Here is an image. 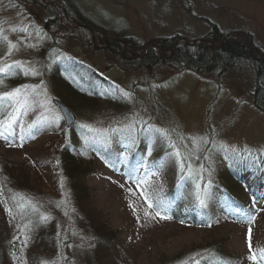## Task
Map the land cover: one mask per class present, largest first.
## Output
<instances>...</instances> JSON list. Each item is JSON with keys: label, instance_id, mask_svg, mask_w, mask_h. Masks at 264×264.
<instances>
[{"label": "rangeland", "instance_id": "1", "mask_svg": "<svg viewBox=\"0 0 264 264\" xmlns=\"http://www.w3.org/2000/svg\"><path fill=\"white\" fill-rule=\"evenodd\" d=\"M58 1L55 0L54 3ZM61 1L69 3L68 0ZM71 2L98 25L104 26L106 31L120 28L127 35H135L141 42H153L156 46H160L158 41L162 37L172 35H179L178 41L191 43L190 40L207 34L211 23H215L220 29L237 35L240 39L242 32H246L251 37V43L260 48L261 54L264 52V0ZM48 15V10L45 11L39 6L35 8L27 4L25 8H11L5 0H0V67L13 66V62L18 61L24 68H33L39 73L24 75L21 69V79L14 80L13 83L23 80L22 84L28 86L27 90L32 93V96L28 97L29 106L20 110L31 107L36 116L40 114L38 119L46 122L52 121L56 115L61 117L53 103V98H59V95L50 88L49 81L51 72L60 71L84 85L92 86L101 97V107L90 110L93 111L91 114L84 112L87 108L79 112L70 106L77 115L73 128H81L83 133H95L97 139L84 136L86 142L105 149L107 144L109 145V139L113 145V153H123L126 156L129 152H122L120 148L132 145V127L142 123L153 136V150L163 151L165 157L161 166L149 174H142V178L148 183L140 188L135 183V176L138 178L140 172H134L133 168H130L122 176L108 167L99 156L92 160L93 170L81 180L80 186L87 185L83 191L84 201L80 202V210L83 211L81 214H88L91 220L92 215V222L99 223L101 231L114 230L117 238V248L106 253L101 264H178L179 260L182 263L186 254L195 247L207 245L203 249L207 250L214 246L210 244L215 243L217 239L224 242L225 250L234 255L240 264H255V261L248 259L251 254L248 235L251 229L253 250L259 252L264 249L263 203L258 209L252 207L253 211L250 213L238 208L232 215L218 216L215 222L204 225L191 221L190 223L184 218H162L168 216L161 212V215L157 216L158 210L148 207V201L141 195L145 190L149 194L158 192L164 205L174 203L171 202L169 190L176 184L181 186L183 180L181 175H177L178 169L180 172L183 168H178L179 158L174 155L175 149H169L172 143L176 145L177 141L187 148L186 158L190 163L186 164L187 171L200 175L206 174V171L207 174L213 172L215 176L220 175L221 170L228 171L232 159L236 160L237 165L248 166L251 163L252 168H256L258 164L264 167V110L254 104L251 91L255 79L252 71L230 68L220 72L219 76L203 79L188 69L161 62L149 70L133 68L117 53L108 52L101 37H95L92 33L79 35L71 24L72 18L68 19V25L62 35H50L49 38L54 39V42L48 45L49 40L39 33L41 19H46ZM30 24L34 26L31 27ZM11 44L16 47L11 49L9 54ZM54 45L56 48L51 50L50 46ZM133 52L135 55L142 54L141 49ZM163 53L168 56L170 51ZM56 59L66 62L68 60L71 64L91 71L83 70L86 73L84 74L80 73V70L67 69L57 63L56 67H53L52 60ZM91 73L93 78H90ZM5 79L1 85L9 86L6 84L8 79ZM1 85L0 90L11 91ZM24 90L22 88V92ZM125 92L130 96L125 97ZM2 93L4 92L0 91V94ZM33 95L39 103H33ZM69 97L74 105L79 102L71 95ZM114 100L125 103V107L120 111L114 110L111 107ZM153 100L155 107L152 105ZM16 107L18 105L14 100H10L7 107H0V120H4L9 113H14L13 109ZM59 120L63 125L61 130H69L64 126L62 119ZM155 129L168 130L170 139L161 136ZM7 131L10 133L8 141L0 137V168L4 167L5 172V161L9 159L13 165V179L10 184L4 183L8 189L0 185V232L5 230L4 225L7 226V223L10 227L9 234L19 231L20 234L12 243L9 259L11 264H22V259L27 264L21 250L25 240L24 230L29 223L27 216L34 210L43 216L47 212L57 211L60 205H66L67 201L59 191L51 192L52 182L59 184L64 194L68 189L63 183V177L53 172V154L57 150L60 137L52 128L37 133L34 129V133L26 134L27 138L20 137L17 141H14V128ZM120 133L123 134L120 136ZM4 134V138L8 139L5 132ZM100 138H105L107 144L99 143ZM194 151L203 152L198 153L199 158L192 160L190 154ZM140 157L150 162L155 155L152 156L150 149L144 147ZM24 173L30 174L31 183ZM17 175H20V180ZM1 176L0 169V180ZM178 178H181L180 182ZM35 179L37 182L33 184ZM216 180L223 183L236 200L247 202L243 205H249L247 195L240 185L230 186L224 180ZM4 192L8 194L7 198L4 197ZM222 195L223 190L220 187L210 193V200H214L212 196ZM14 200L17 205L13 203ZM6 208L11 209V214ZM76 209L78 208L75 205L74 213ZM24 210H27L28 214L22 215ZM63 213L61 210L59 215ZM97 230L99 232L100 228H93L88 224L74 229L71 232L70 249L75 251V254L68 256L61 253L54 255V260L41 258L42 264L50 261H55V264H85L84 250L91 247ZM1 257L0 254V264Z\"/></svg>", "mask_w": 264, "mask_h": 264}, {"label": "trees", "instance_id": "2", "mask_svg": "<svg viewBox=\"0 0 264 264\" xmlns=\"http://www.w3.org/2000/svg\"><path fill=\"white\" fill-rule=\"evenodd\" d=\"M7 5L11 8H25L28 4L31 7L37 8L42 7L48 10V17L41 19V26L39 33L44 35L48 39V45L54 42V39H50V35H62L68 25V19L72 18L71 24L75 26V29L79 32V35L85 36L86 34L92 33L95 37H101L106 44V50L111 53H117L124 61L130 64V67L149 70L150 68L157 65L159 62L162 64H168L171 66H180L183 69L192 71L199 78H209L210 76H219L220 72L226 71L230 68L236 69H247L252 71L254 75V85L251 91L253 96L254 104L260 110H264V55L260 52V48L257 45L252 44V40L249 34L242 32L241 38L237 39L234 37H228L230 32L220 29L215 23H211L210 31L199 37L198 39L188 41H178L179 35H172L162 37L160 39V46L154 45L153 42H141V39L132 34H126L124 31L119 29L113 31H106L105 27L98 25L87 13L82 11L75 3L68 0L69 3L59 0L54 3L55 0H22L23 2H16L15 0H5ZM31 27L34 25L30 24ZM59 37V36H58ZM91 41V40H90ZM148 46V47H147ZM250 46V47H249ZM130 47V49L128 48ZM56 46H50L51 50H54ZM136 49H141V55H135L133 52ZM143 50V52H142ZM163 51H170L168 56L164 55ZM50 50L48 49V53ZM145 52V54H144ZM131 53V54H130ZM47 57L45 56L44 59ZM52 66L63 65L67 69H77L80 73L86 74L84 71H91L90 69L82 68L77 64H71L60 59L52 60ZM57 63V64H56ZM22 68H18L15 65L12 66V70L7 73H0V81L8 79L9 86H2L6 90H13L15 88H21L24 86L22 81L20 83H13L14 80L21 79ZM84 70V71H83ZM90 78L94 77L91 73ZM24 77V75H23ZM97 76L95 77V80ZM50 88L56 91V95H59L60 100L64 101L69 106H73L75 110H87L91 114L93 111L99 109L102 105L100 101L101 97L99 92L92 86L82 84L76 78L65 74L60 71H53L49 77ZM103 82V80L101 81ZM5 92V90H0ZM71 95L75 100H79L74 105V102L70 99ZM32 96V93H31ZM33 100H36V96L33 95ZM117 99V98H114ZM81 101V102H80ZM9 99L0 101V107L9 106ZM153 107H155V100L152 101ZM33 106V104H32ZM111 107L114 110L120 111L125 107V103H121L118 100L112 101ZM87 108V109H86ZM15 115L14 128V141L19 140L20 137L27 138V133H34V129L37 132L49 131L50 128L57 133L60 137L57 150L53 154V172L58 176L63 177V183L68 189L64 194L63 190L52 182L51 192L59 191V194L66 199V205H60L59 209L54 212H47L46 215H41L36 210L31 211L27 216L29 223L24 230L25 239L27 238V247H23L24 259L26 258L27 264H42L41 258L46 260H54V255L65 253L68 256L75 254V251L70 249L71 246V232L74 229H78L83 225H90L93 228H100L97 230V236L92 243L90 248L84 250L85 253V264H101L105 258L106 253H110L113 248H117V238L114 230L101 231V226L95 221L89 218L88 214L82 215L83 211L80 210V202L84 201L85 194L84 190L86 186H80L81 180L88 176L93 170L92 160L95 156H99L105 161L108 167L113 168L115 171H120V175L124 176L130 168H133L134 172H140L138 178L135 176V180L142 178V174H149L150 171L161 166L165 162L163 151L153 150V136L148 132L147 126L144 127L142 123H137L132 127L134 133V140L130 147L123 146L120 148L122 152L126 153H113V147L110 148L105 142V138H100L99 143H106L105 149L96 147L93 144L86 142L84 136L92 137L97 139L94 132L83 133L81 128H73L69 130H61V120H53L46 122L45 120H39L40 114L36 116L35 112H32L31 107L24 111L19 110L18 112L12 113ZM38 119V120H37ZM121 117L119 118V120ZM37 120V121H36ZM36 121V122H34ZM33 122V123H32ZM115 123V122H114ZM40 125H43L40 127ZM141 127H144L140 130ZM7 138L2 137L5 140L10 139V133L4 130ZM123 133H120L121 136ZM5 136V134H4ZM107 141H110L107 139ZM172 142V139H171ZM109 143V142H108ZM133 145L135 149L133 150ZM144 147L150 149L152 156L155 155L153 162H148L145 158H141V150ZM176 147L181 152V157L184 160V167L182 172L179 169L177 175H181L183 178L181 186L176 184L170 191L171 202L163 207L153 206L156 210L163 213L166 216H170L173 219H187L192 223H200L209 225L211 222H215V218L223 215H232L235 209L240 208L243 212H252V207L259 208L261 203L264 205V167L262 164H258L256 168H252V164L237 165L236 160L229 162L228 171L227 169L221 170L220 175L210 172L209 174H198L191 171H187L186 164L189 161L186 158L187 148L181 145L180 141H177ZM169 149H174L172 146ZM203 151H201L202 153ZM200 152H193L192 160L199 158ZM261 161V159H259ZM7 164L6 171L4 167L1 169V186L4 183L10 184L13 179V165L8 159L5 161ZM178 168H181V158L178 159ZM190 165V163H189ZM250 166V167H249ZM54 173V174H55ZM55 175V176H56ZM26 179L32 181L30 174L24 173ZM20 180V175H17ZM180 178V179H181ZM217 179L226 181L228 185H237L243 189L244 194L247 195V201H249V207L243 205L238 199L236 200L223 183H218ZM178 178V182H180ZM235 181V182H234ZM37 179L33 182L36 183ZM176 182V180H175ZM200 186L201 198L204 197L205 205H200L196 200L194 193L196 192V186ZM222 187L223 195L220 197L212 196L214 200H210V193L216 191ZM61 189V190H60ZM5 193V198L8 194ZM191 193V194H190ZM51 195V194H48ZM168 195V194H167ZM11 198V197H10ZM12 199V198H11ZM209 199V200H208ZM208 200V201H207ZM17 205V201H13ZM76 205V213H74L73 207ZM61 210L64 212L59 215ZM28 214L27 210H24V214ZM73 218H72V217ZM242 220H244L242 218ZM190 222V223H191ZM94 223V224H93ZM61 224V226H60ZM4 229L0 232V254L2 255L1 264H11L10 254L11 246L13 241L18 236L19 231L15 234H9L10 227L4 225ZM214 245L207 250H203L207 247H195L191 252L187 253L185 259L178 264H184L192 256H196L199 260V264H240L235 259L234 255L229 254L225 250V245L222 240H215ZM209 246V244H208ZM92 251V252H91ZM198 254V255H196ZM29 259H28V258Z\"/></svg>", "mask_w": 264, "mask_h": 264}, {"label": "snow or ice", "instance_id": "3", "mask_svg": "<svg viewBox=\"0 0 264 264\" xmlns=\"http://www.w3.org/2000/svg\"><path fill=\"white\" fill-rule=\"evenodd\" d=\"M26 31V29H24ZM13 31H15V29H13ZM5 39H7V37H4ZM16 47V45L11 44L10 45V51L9 54L11 52V49H14ZM17 67H21L23 70V74L24 75H39V73L33 69V68H24L23 65L20 64V62L18 61H14L13 62ZM12 70V65H5L4 67H0V73H7L9 71ZM0 83H2V81H0ZM22 88L25 89L22 92ZM28 86H21V88H15L11 91H6L2 94H0V101L4 100V99H10V100H14L16 105H18V107L13 109V112H18L20 110V108H26L27 106H29V99L28 97L31 95V93L27 90ZM37 95H39V93H37ZM123 95L125 97H129L130 94L125 92L123 93ZM33 103H39L38 101H33ZM43 106V105H41ZM15 115L12 113H9L7 116H5L4 120H0V129L3 130H10L12 129L13 124L15 123ZM42 119H49L47 117H42ZM56 120L61 119V117L59 115L55 116ZM83 127H87V125H83ZM155 131L157 133H159L161 136L170 139V135L168 133V130L166 129H155ZM0 137H4V131H0ZM207 141H205L206 143ZM175 151H174V155L178 158H181V168H183L184 165V160L181 157V152L178 148H176L175 143H172L171 145ZM154 174V173H153ZM136 185L138 188L147 185V180L140 178L137 179L135 181ZM200 186L197 185L196 186V192L194 193L196 200L199 202L200 205H205V199L201 198V193H200ZM141 195L144 196L145 200L148 201V207H153L154 205L156 207H163L164 206V201L162 200V198L160 197L158 192H153L151 194L147 193V191L145 190L144 192L141 193ZM6 210L9 212V214H11V209H7ZM147 215V213H146ZM157 216H160L161 213L159 211L156 212ZM162 218H166V219H170L171 217H162ZM14 239H17L14 237ZM248 240H249V251H250V256L248 257V259L255 261V264H264V249H260L259 252H257L256 250H253L252 247V243H251V229H249V235H248ZM27 243L28 240L27 238L24 240V244L23 247H27ZM23 247L21 250H23ZM198 255V254H196ZM14 258L15 257V253H13ZM22 259V258H21ZM191 260V264H199V260L196 259V256H192L189 258ZM22 264H25V262L22 259ZM45 264H55V261H50V262H45ZM184 264H188V261H185Z\"/></svg>", "mask_w": 264, "mask_h": 264}, {"label": "water", "instance_id": "4", "mask_svg": "<svg viewBox=\"0 0 264 264\" xmlns=\"http://www.w3.org/2000/svg\"><path fill=\"white\" fill-rule=\"evenodd\" d=\"M228 37H236L237 39H240L239 36L234 35V34H228ZM262 55H264V52L262 53ZM54 103L57 105L64 119L65 125L67 127H71L74 124L76 118L73 112L70 110L69 106L66 105L63 101H60L58 99H54Z\"/></svg>", "mask_w": 264, "mask_h": 264}, {"label": "bare ground", "instance_id": "5", "mask_svg": "<svg viewBox=\"0 0 264 264\" xmlns=\"http://www.w3.org/2000/svg\"><path fill=\"white\" fill-rule=\"evenodd\" d=\"M73 21H74V19H73ZM192 43V42H191ZM109 147L110 148H112L113 147V145H111V141H109ZM159 152H161V150L159 151ZM164 156V155H163ZM165 158V157H164ZM150 162H153V160H151Z\"/></svg>", "mask_w": 264, "mask_h": 264}]
</instances>
